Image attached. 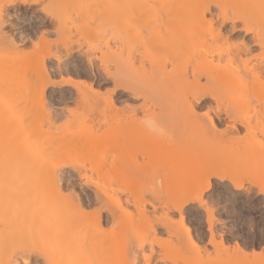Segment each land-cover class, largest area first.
<instances>
[{
  "label": "rangeland",
  "instance_id": "obj_1",
  "mask_svg": "<svg viewBox=\"0 0 264 264\" xmlns=\"http://www.w3.org/2000/svg\"><path fill=\"white\" fill-rule=\"evenodd\" d=\"M94 1L0 0V264H132L136 256L137 264L147 257L149 264H264L262 84L248 78L229 98H222L217 87L213 95L222 104L212 98L198 105L189 98L176 113H168L166 91L156 90L151 81L164 65L171 70L182 57L197 55L212 59L210 66L217 68L231 54L247 59L248 72L264 71V16L256 18V10L247 19L239 17L252 0H212L206 13L215 19L212 33L190 20L195 22L190 30L206 32V41L185 46L183 39L170 40L161 44V52L140 54L149 31L132 11L154 5L168 13L167 20H181L186 12L165 0H137L131 10L118 0L110 3L114 9ZM256 1H263L264 10V0ZM231 43L236 47L229 48ZM190 73L191 68L188 81ZM173 78H167V87ZM206 81L201 75L199 84ZM232 99L237 107L226 116ZM190 105H197V113L186 120L187 129L163 130L183 118ZM179 139L189 141L188 150L179 154L185 158H177L187 159L186 167L168 159L172 150L164 152ZM138 141L154 162L139 152L138 164L126 162L139 149ZM56 181L64 193L80 199V209L59 196ZM204 183L208 188L194 195ZM190 196L196 197L190 201ZM139 210L155 220V227L145 221L143 226L124 223L121 213L137 216ZM82 213H101L103 229L90 228ZM112 214L123 217V223L112 225ZM82 239L85 249L77 247Z\"/></svg>",
  "mask_w": 264,
  "mask_h": 264
},
{
  "label": "bare ground",
  "instance_id": "obj_2",
  "mask_svg": "<svg viewBox=\"0 0 264 264\" xmlns=\"http://www.w3.org/2000/svg\"><path fill=\"white\" fill-rule=\"evenodd\" d=\"M25 0H23V2H24ZM96 1V0H95ZM94 1V2H95ZM97 1H99V0H97ZM113 0H100V2H101V4L103 3V4H106L105 6H110V7H112V9H114L113 8V5L111 6L110 5V3H115V2H112ZM120 1V3H122L123 2V4H124V2L126 3L125 4V6H127L129 9L130 8H134V6H135V4H136V2H137V0H118V2ZM139 1V0H138ZM142 1H146V2H149V1H151V2H154V3H158V2H160V1H164V0H142ZM165 1H167V3H170L171 4V6L173 5V4H175V6H173L174 7V9H177L178 11L177 12H179V11H185L186 13H184V14H182L181 12V14L183 15L182 16V18L183 19H181V20H173V19H169V20H167V19H165V17H166V15L168 14L167 12H164V14H163V12L160 10H157L156 8H153L154 7V5L153 6H151L150 8H146V9H148V10H143V11H132L131 12V15L133 16L134 15V17H135V19L137 20L138 18L139 19H141V26H142V24L145 26V27H147L148 28V33H149V35H148V37L147 38H145L146 40H145V43H144V45H142L139 49H137V52L138 53H140V54H143V53H145L147 50H150V49H153V50H157L158 52H161V50L160 49H162V45L161 44H163V42L165 43V42H167V41H170V40H175V41H179L180 39H183L184 41H182V40H180V41H182V42H184V45L185 46H188V45H190V44H192L191 46H194V45H196L197 43H203V41H206V32H211L212 30H213V23H214V17H210V18H206L207 16V12L208 11H212L211 10V3H212V0H165ZM11 2H13V1H11ZM27 2V1H26ZM263 2V1H262ZM262 2L261 1H256V0H252V1H250L248 4V9H247V11L245 12V14L244 15H242V16H239V17H243V19H247V16L246 15H249V13L251 14L252 12H254V11H256V10H259V12H257V14H255V17L256 18H258V19H260L262 16H264V10H260L261 8H262V6H261V4H262ZM117 3V2H116ZM98 4V3H97ZM102 4V5H103ZM119 4V3H118ZM170 4H169V6H170ZM168 6V7H169ZM169 7V8H171L172 9V7ZM45 7V6H44ZM107 8V7H106ZM170 9V10H171ZM174 9H172V10H174ZM40 10V9H39ZM50 10V9H49ZM131 10V9H130ZM166 11L168 10L167 8L165 9ZM38 11V10H37ZM164 11V10H163ZM222 14H223V19L225 20V19H227V17L228 16H226V10H225V8L223 9L222 8ZM236 11V10H235ZM239 11V10H238ZM174 12L176 13V11L174 10ZM165 13H167V14H165ZM256 13V12H255ZM176 14H178L179 15V13H176ZM213 14V13H212ZM211 14V15H212ZM164 15H165V17H164ZM215 15V14H214ZM237 15V14H236ZM45 16V15H44ZM181 16V15H180ZM180 16L178 17V18H180ZM50 17V16H49ZM177 17H175V18H177ZM174 18V17H173ZM234 19V18H233ZM190 20H195L196 22H198V23H203L204 24V26L206 25V32L205 33H203V32H198V33H193L190 29V26H192L191 24H194L195 22H193V23H191L190 24V22H192V21H190ZM3 22V21H2ZM1 21H0V35H2V36H4V32H3V28L1 27V25L3 26V24H4V22L2 23ZM247 24V23H246ZM245 24V25H246ZM139 25H140V23H139ZM139 27L140 28V30H141V28L142 27ZM144 26H143V28H144ZM146 28V29H147ZM246 30H250L249 29V27H246L245 28ZM139 30V31H140ZM2 32H3V34H2ZM142 32H143V30H142ZM212 33V32H211ZM218 33V34H217ZM216 34H217V36L218 35H220V33H219V30H217L216 31ZM143 35V34H142ZM2 36H0V37H2ZM5 36H6V34H5ZM9 37V36H8ZM142 37V36H141ZM10 39H11V37H9ZM8 38V40H10ZM203 40V41H202ZM11 42H13L12 44H14L15 45V43H14V40L13 39H11L10 40ZM202 41V42H201ZM225 42V44H226V41H224ZM205 43H207V42H205ZM224 44V45H225ZM260 44V43H259ZM10 45H11V43H10ZM14 45H11V46H14ZM179 45V44H178ZM183 45V46H184ZM224 45H222V47L224 46ZM15 46H17V45H15ZM229 46V48H234V47H236V44L234 43H231V45H228ZM245 47V46H244ZM44 49H45V47H43ZM181 48V47H180ZM97 49V48H96ZM95 49V50H96ZM160 51H159V50ZM13 50V49H12ZM47 50V49H46ZM152 50V51H153ZM162 50H164V48L162 49ZM178 50V49H177ZM50 51V48L47 50V52H49ZM93 50H91V52H92ZM46 52V51H45ZM50 52H52V51H50ZM236 52V51H235ZM46 54V53H45ZM51 54V53H50ZM179 54H180V52H179ZM231 55V54H230ZM228 56L227 55V59L225 58V63L223 64V65H219L218 63V65H216L217 66V68L216 67H214V66H210V64L211 63H213L211 60L210 61H208V60H206V58L205 57H202V56H200V55H197L195 58H192V57H189V58H184V57H182L183 59H182V61H180L181 59H179L181 56L179 55L177 58H178V61H180V62H178V64H175V63H173L174 61H169L171 64L173 63V65H172V68H171V70L169 69V70H166V67H165V65L162 67V68H159L160 70L159 71H157V72H155L156 74H153L154 76H152V78H150V79H152L151 81H153V83H154V85H155V87H156V90H163V92H165L166 94H167V96H165L166 97V100H167V102H168V107H167V111H168V113H176L178 110H179V105L181 106V104H183V103H186L188 100H189V98H192V99H194L196 102H197V104L198 105H202L203 103H205V102H208V101H212L211 99L213 98L215 101H217V102H219V103H221V101H219V99H218V97L219 98H221L220 96H215V95H213V90L214 89H216L217 87H221V90H222V92H221V96H222V98L223 97H227V98H229L230 97V95H231V93L238 87V85L239 84H241V83H243V82H246V79H248V78H250L251 80H255L256 81V83L258 82V83H260V84H262V86H260L259 87V85H258V87H259V89H262V87L264 88V71H263V69H256L255 71H252V70H250L249 72L247 71V59H239V60H237L234 56ZM176 58V59H177ZM235 58V59H234ZM171 60V59H170ZM239 61L242 63V66H243V70L241 69V67H239ZM181 63V64H180ZM261 67V66H260ZM189 68H191V76H192V79L190 80V81H188V80H186V79H188V73H189ZM216 70H217V74H215V72H216ZM175 76H174V75ZM201 75H206V79H207V81L205 82V84L206 85H201V84H199V78H200V76ZM169 77H175V78H173V80H172V83H170L171 85L170 86H166L165 85V83H166V80H167V78L169 79ZM249 80V79H248ZM150 81V82H151ZM242 81V82H241ZM250 81V80H249ZM253 82V81H252ZM152 83V84H153ZM177 85H182V88L181 89H179L178 91L176 90L177 89ZM173 86H175V87H173ZM176 88V89H175ZM174 89H175V91H174ZM162 92V93H163ZM146 99V98H145ZM231 99V98H230ZM109 101V100H108ZM112 101V100H111ZM223 101V100H222ZM110 103H112V102H110ZM191 104V103H190ZM196 104V103H195ZM222 104V103H221ZM112 105V104H111ZM114 105V104H113ZM252 105V104H251ZM221 106V105H220ZM226 106V105H225ZM237 107V105H236V102H235V100L234 99H232V100H230L229 102H228V105L225 107V109H224V114H226V116L227 115H233L234 114V112H235V108ZM248 107V106H247ZM253 106H250V108H252ZM255 107V106H254ZM197 108V105L195 106V105H190V107H188V109H187V111H185L184 109V113H183V118H180V119H178V120H175V121H172V122H170V124L169 125H163V121L162 122H160V124H162L165 128H163V130H165L166 131V126H168V128H167V130L168 129H170V130H172L171 132H173V130L175 129V128H179V126H184L182 129L183 130H185L184 128H186L185 127V124H186V120L188 119V117L190 116V118H192V116H195L196 117V113H197V111H196V113H195V109ZM254 110H255V108H253ZM160 110V109H159ZM183 110H182V112H183ZM251 110V109H250ZM257 110V109H256ZM260 110V111H259ZM259 110H257V111H259L260 112V115L262 116V113H263V117H264V106L262 107V110H261V108L259 109ZM162 111V110H161ZM247 111V110H246ZM160 112V111H159ZM166 111H164V113H165ZM258 114V113H257ZM133 115V114H132ZM179 116V115H178ZM221 116H223V115H221ZM119 117V116H118ZM150 117V116H149ZM108 118V117H107ZM113 118L115 119V117L113 116ZM92 119V118H91ZM128 119V118H127ZM221 119V118H220ZM103 120H104V118H103ZM157 120V119H156ZM91 121V120H90ZM100 121V120H99ZM116 121V120H115ZM125 121V120H124ZM188 121V120H187ZM97 122V121H96ZM101 122V121H100ZM105 122V121H104ZM108 122V121H107ZM110 122V121H109ZM118 122V121H117ZM132 122V121H131ZM106 123V122H105ZM104 123V124H105ZM116 123V122H115ZM121 123V122H120ZM126 123H127V121H126ZM157 123H159V122H157ZM96 124H98V123H96ZM103 124V123H102ZM122 124L124 125V123L122 122ZM129 124V123H128ZM127 124V125H128ZM99 125V124H98ZM106 125H109V124H106ZM111 125H112V122H111ZM119 126H120V124H118ZM118 125H116V126H118ZM140 125V124H139ZM212 125L213 126H215L214 124H213V122H212ZM211 125V126H212ZM103 126V125H102ZM115 126V125H114ZM129 126V125H128ZM161 126V125H160ZM100 127V126H99ZM129 127H131V126H129ZM162 127V126H161ZM97 128V127H96ZM106 128V127H105ZM122 128H123V126H122ZM180 128V129H181ZM214 128V127H213ZM99 129V128H98ZM113 129V128H112ZM187 129V128H186ZM106 130V129H105ZM108 130V129H107ZM116 130H118V129H116ZM120 130V129H119ZM119 130H118V132H119ZM122 130V129H121ZM179 130V129H178ZM210 130H211V136L214 138V135H215V133L212 131L213 129H211L210 128ZM169 131V130H168ZM208 131V130H207ZM214 131H215V128H214ZM97 132V131H96ZM185 132V131H184ZM102 133H103V131H102ZM165 133V132H164ZM181 133V132H180ZM183 133V132H182ZM203 133V132H202ZM104 134H105V132H104ZM141 134V133H140ZM206 135V134H205ZM208 135H209V133H208ZM218 135V134H217ZM136 136V135H135ZM142 136V135H141ZM204 136V135H203ZM210 136V137H211ZM97 137V136H96ZM101 137V136H100ZM149 137V136H148ZM217 137V136H216ZM137 138H138V136H137ZM142 138H145V135L144 136H142ZM186 138V137H185ZM212 138V139H213ZM134 139V138H133ZM146 139V138H145ZM157 139V138H156ZM146 140H148V139H146ZM215 140V139H214ZM152 141V140H151ZM213 141V140H212ZM137 142V141H136ZM189 142V141H188ZM188 142H186V140H185V143H180V139H179V141H177L176 140V143H173V144H175V146H173L172 148L173 149H171L170 147H169V149H168V147H167V149H166V147H164V152H166V150L168 151V150H172V151H170V155L171 156H169L170 158H168V159H170V160H172L171 158H178L179 159V156H182V154L181 155H179L181 152H182V150L186 147L187 148V145H188ZM138 143H139V141H138ZM156 144H157V142H156ZM162 144V143H161ZM160 143H159V146L161 145ZM134 145V144H133ZM147 145V144H146ZM146 145H145V147H146ZM127 146V145H126ZM136 145H134V147H135ZM137 146L139 147V149H136V150H134L135 151V154H134V156H132L133 158H127V163H133V162H135V163H137V153L139 152V153H141V155H146L145 157L148 159V161L147 162H154V160H153V157L155 158V156H153V155H151V154H148V153H143V150H142V148H140L141 147V144L139 143V144H137ZM137 146L135 147V148H137ZM157 146V145H156ZM155 146V147H156ZM189 146V145H188ZM200 146V145H199ZM131 147V149H132V146H130ZM152 150H153V146H149ZM153 147V148H152ZM161 147H162V145H161ZM110 148V147H109ZM143 149H144V147H143ZM146 149V148H145ZM190 149V148H189ZM187 150H188V148H187ZM147 151V150H146ZM149 151H150V149H149ZM159 151V150H158ZM186 151V150H185ZM156 152V153H155ZM161 152V151H160ZM164 152H163V154H164ZM154 153L155 154H157L158 152L157 151H154ZM168 153H169V151H168ZM133 154V153H132ZM160 154H162V153H159V155ZM137 155V156H136ZM151 155V156H150ZM166 155V154H165ZM153 156V157H152ZM158 156V155H157ZM167 156V155H166ZM185 156V155H184ZM103 157H105V154H104V156ZM130 157V156H129ZM163 157V156H162ZM193 157V156H192ZM182 158H185V157H183L182 156ZM182 158H180V159H182ZM188 158V157H187ZM198 158V157H197ZM201 158V157H200ZM122 159V158H121ZM124 159V158H123ZM159 159H161V157L159 158ZM163 159V158H162ZM177 159V161H175V160H173V162L175 161V162H178L179 160ZM191 159V158H190ZM194 159V158H193ZM192 159V161H198V159H196V157H195V159L193 160ZM155 160H158V157H157V159H155ZM184 159H182V162L181 161H179L180 163H182V164H184L185 162H187L186 160H185V162L183 161ZM200 160V159H199ZM161 161H163V160H161ZM168 161V160H167ZM166 161V162H167ZM123 162V161H122ZM139 162V161H138ZM158 163L160 162V160L159 161H157ZM198 162H201V160L200 161H198ZM161 163V162H160ZM159 163V164H160ZM164 163H165V161H164ZM164 163H163V165H164ZM192 162H190V164H191ZM201 163H203L204 164V162L202 161ZM138 164V163H137ZM148 164V163H147ZM168 164V163H167ZM171 164V163H170ZM193 164V163H192ZM203 164H201V166L203 165ZM132 165V164H131ZM165 165H166V163H165ZM146 166V165H145ZM148 166H149V164H148ZM187 165H185L184 164V167H186ZM191 166V165H190ZM189 166V167H190ZM130 167V166H129ZM189 167H188V169H189ZM150 168V167H149ZM202 169H203V167H201ZM205 169L207 168L206 166L204 167ZM141 169V168H140ZM144 169V168H143ZM197 169V168H196ZM201 169V170H202ZM204 169V170H205ZM149 170V169H148ZM158 171H159V169H157ZM162 170V169H161ZM200 170V168H199V171H201ZM209 170V169H208ZM208 170H206L207 172H208ZM150 171V170H149ZM166 171V170H165ZM170 172H171V170H169ZM198 171V172H199ZM205 171V172H206ZM210 171V170H209ZM155 172H156V170H155ZM185 172V174H187L188 172H186V171H184ZM211 172V171H210ZM215 172V171H214ZM213 172V170H212V173H214ZM172 173V172H171ZM169 174L170 175V177L173 175V174ZM194 174V173H193ZM210 175H212L211 173H209ZM209 174H207L208 176H209ZM158 175V174H157ZM165 175H166V173H165ZM168 175V174H167ZM167 175H166V177H167ZM179 175V174H178ZM182 175V174H181ZM204 175V174H203ZM206 175V174H205ZM174 176V175H173ZM189 176H190V174H189ZM188 176V177H189ZM58 177V176H57ZM164 177V176H163ZM181 177V176H180ZM184 177V176H183ZM186 177V176H185ZM56 178V177H55ZM60 178V177H59ZM203 178V177H202ZM209 178V177H208ZM57 180H58V178H56ZM203 180H204V178H203ZM59 181V180H58ZM206 181V180H205ZM57 182V181H56ZM182 182V181H181ZM193 183H194V181H193ZM192 183V184H193ZM195 183H197V180L195 181ZM198 183H200L199 182V180H198ZM198 183L196 184L197 186H198ZM57 184H58V182H57ZM191 184V183H190ZM236 184V188H240L241 187V184H239V183H235ZM60 184H58V186H57V190H58V192H59V196H61L62 197V199H64V200H66L67 201V203H69L70 202V204H73L74 206H76V208H79L80 209V207H81V203H80V199L79 198H77V197H75L73 194L72 195H70V194H66V191H65V193H64V191H62V189H61V187L59 186ZM208 186H209V184L208 183H204L203 185H202V189H201V191L199 190V191H197V193H195L194 195H200V194H202V192L204 191V190H206L207 188H208ZM179 187V186H178ZM177 187V189L179 190V188ZM182 187V186H181ZM186 189V188H185ZM184 189V190H185ZM189 189V188H188ZM182 191V190H181ZM183 192V191H182ZM179 193V192H178ZM192 194V193H191ZM185 195V194H184ZM196 195V196H197ZM196 196H194V197H192V196H190L189 198H190V201L193 199V198H195ZM182 197V196H181ZM191 197H192V199H191ZM184 199V198H183ZM178 200V199H177ZM184 200H186V198L184 199ZM189 200V199H188ZM120 201V200H119ZM175 202V201H174ZM120 203V202H119ZM176 203V205H179V206H181V204H182V200L180 201V203L178 202L177 203V201L175 202ZM174 203V204H175ZM120 205V204H119ZM176 205H175V207H176ZM143 210V209H142ZM142 210H139V211H142ZM138 211V212H139ZM127 212V211H126ZM145 212V210L144 211H142L141 213L139 212L138 213V215L137 216H133L132 214H130V213H121L120 215H122V216H124V214H125V220H124V223L127 225V223H128V221H130V225L129 226H131V225H133L132 223L133 222H136V221H138V222H140V223H142L143 221H145V224H146V222H147V224H148V226H149V228L150 229H152L153 227H155V226H153V227H151L152 226V222L153 221H155L152 217H150L147 213H144ZM82 214H84V216L87 218V219H89V221H90V223H89V221L87 222L88 224H89V227L91 228L92 227V229H96V230H100V229H103V223H104V219H103V217L101 216V213H82ZM129 214V215H128ZM77 216V215H76ZM110 217H111V219H110V223L112 224V225H117L118 223H123V217H119V215L118 216H116V215H110ZM65 217H63V220L65 221L66 220V218L64 219ZM80 218H81V216H80ZM79 218V219H80ZM86 218H85V223H86ZM60 219H62V218H60ZM72 219H73V217H72ZM82 219H84V217L82 218ZM126 219H128V221H127V223H126ZM62 220V221H63ZM61 221V222H62ZM76 221V220H75ZM81 221V220H80ZM72 223L74 222V221H71ZM63 223V222H62ZM66 223H67V221H66ZM77 223V222H76ZM84 223V222H83ZM86 223V224H87ZM151 223V224H150ZM74 224V223H73ZM137 224H139V223H137ZM143 224H144V222L142 223V224H140V226H143ZM144 224V225H145ZM163 224V223H162ZM60 225H62L63 226V224H60ZM66 225V224H65ZM120 226V225H119ZM138 226V225H137ZM147 226V227H148ZM89 229V228H88ZM92 231V230H91ZM184 231H186L187 233H188V236H189V227H187V226H185V230ZM62 237V236H61ZM66 238V237H65ZM63 239V241H64V238H62ZM88 239V238H87ZM86 239V240H87ZM191 238H189V240H190ZM61 240V239H60ZM148 239L146 238L145 239V242L147 241ZM88 241V240H87ZM134 241H135V239H134ZM66 242V241H65ZM80 243H79V246H77L78 248H80V249H82V248H84L85 247V244L87 243H85L84 241H83V239H82V241H79ZM89 242V241H88ZM136 242V241H135ZM191 242H192V239H191ZM61 243H62V241H61ZM64 243V242H63ZM220 243L222 244L223 242H222V240H220ZM65 244V243H64ZM89 246V245H88ZM170 248V247H169ZM225 248V247H224ZM223 248V249H224ZM85 249V248H84ZM131 249V248H130ZM179 249V248H178ZM81 251V250H80ZM168 252V251H167ZM178 252V251H177ZM169 253V252H168ZM178 253H180V252H178ZM197 253H200L199 252V250H197ZM110 254V253H109ZM176 254V253H175ZM244 254V253H243ZM172 255V254H171ZM171 255H169L170 257H171ZM172 256H174V254L172 255ZM138 256H136V257H134V261L132 262V264H137L138 263ZM148 261H149V259H148V257L146 258V263L145 264H149L148 263ZM9 262V261H8Z\"/></svg>",
  "mask_w": 264,
  "mask_h": 264
}]
</instances>
